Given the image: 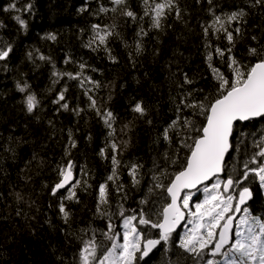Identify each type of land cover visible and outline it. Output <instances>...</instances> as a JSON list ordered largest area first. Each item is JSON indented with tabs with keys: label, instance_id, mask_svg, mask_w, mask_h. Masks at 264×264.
I'll return each instance as SVG.
<instances>
[{
	"label": "trees",
	"instance_id": "1",
	"mask_svg": "<svg viewBox=\"0 0 264 264\" xmlns=\"http://www.w3.org/2000/svg\"><path fill=\"white\" fill-rule=\"evenodd\" d=\"M175 2L181 9V19L176 18L174 11L168 12L162 19V28L155 29L151 26V14L144 15L143 0H127V7L136 13L135 20L122 15L125 5L116 6L111 0H0V47H12L9 57L0 61V264H77L82 240L89 239L92 229L97 230L98 240L103 239L100 230L106 229L108 217L97 212L98 186L112 172V140L119 145L117 182L125 185L127 199H122L123 193L117 194L115 185L109 182L110 203L103 207L105 212L117 213L118 204H123L126 214L141 207L139 201L151 181L154 161L167 167L169 173L179 170V164L169 166L163 159L165 151L176 158L178 144L174 139L169 147L161 133L176 118V105L187 92L193 94L189 100H201L205 95L216 93L217 82L206 62V42L210 41L213 46L214 66L229 78L231 74L226 63L227 53L224 60L214 53L216 46L229 47L223 32L210 33L207 38L204 35L203 26L212 22L207 0ZM11 4H15L16 9H10ZM28 4L32 5L31 10H27ZM253 4L254 0H213L212 5L215 13L222 17L241 8L246 11V22L226 25L230 31L236 27L242 29L233 52L244 63L255 62L247 55L249 47L264 45V5L253 7ZM101 5L109 11L100 13ZM113 7L117 9L115 12L111 11ZM17 15L25 20L26 26L19 24L15 19ZM93 24L115 25L113 31L117 35L110 37L107 43L115 62L103 45L94 44L95 51L85 47L93 36ZM141 29L147 35L138 36ZM50 35L56 39H49ZM252 36L257 40L253 41ZM138 40L143 45L140 54L136 53ZM40 55L49 59L40 60ZM69 57L72 62L65 64ZM80 63L87 66L84 74L99 82L98 88L86 87L93 89L89 95L96 99L102 112L113 113L114 137H109L110 129L96 111L89 108L88 96L77 80L65 76L53 83L57 80L53 71L75 73L80 70ZM184 73L193 83H184ZM18 83L21 86L27 83L29 88L22 93L17 88ZM65 88L67 111L53 103ZM29 93L39 100V106L32 113L25 104ZM136 102H142L146 108L144 116L132 111ZM77 107L84 109L79 116L71 111ZM191 112L184 109L182 115L190 116ZM191 118L197 124L203 123V117ZM68 129L72 130L76 141V147L69 149L76 165L74 175L87 182L77 186L73 199H64L67 190L55 196L51 193L60 179L57 165L68 159ZM262 130L264 120L238 124L235 136L255 132L258 137ZM172 135L175 137V133ZM102 148L107 158L100 155ZM251 151L249 137L239 152L229 153L226 158L229 166L222 179L232 172L233 165L237 169L234 174L238 175ZM187 154L188 149L179 151L181 163ZM133 163L142 165L138 187L132 186L128 175V166ZM163 182L167 184L168 179ZM245 183L254 191L250 210L264 218V196L260 194L258 178L250 176ZM16 193L23 197L19 202ZM203 198L204 192L200 189L193 194L190 206ZM61 202L69 213L67 223L59 211ZM112 222L122 230L118 215H113ZM146 231L153 238L158 232L150 228ZM179 252L173 247L165 254L160 247L140 264H170L178 260ZM180 264H192V261L189 258L181 260Z\"/></svg>",
	"mask_w": 264,
	"mask_h": 264
},
{
	"label": "snow or ice",
	"instance_id": "2",
	"mask_svg": "<svg viewBox=\"0 0 264 264\" xmlns=\"http://www.w3.org/2000/svg\"><path fill=\"white\" fill-rule=\"evenodd\" d=\"M200 3L201 0H196ZM116 6L125 5L122 15L136 19V13L127 7V0H111ZM208 11L212 16V22L203 26L204 35H216L223 32L229 47L222 49L219 46L214 48L216 56L224 60L227 53V68L230 75L226 76L218 67L214 66L213 50L211 42H206L205 48L206 62L212 73L213 79L217 82L215 95H205L201 100H189L192 92H187L176 105V118L164 127L161 135L163 140L169 145L173 144L174 139L178 144L176 158L169 155L168 151L163 153L166 165H180L179 170L169 173L167 167L153 162L151 181L143 198L139 201L141 207L131 209V214H126L123 204L117 205V213L103 211V207L109 205V182L115 185L117 194L123 193L122 199H127L124 192L125 185L118 183L117 168L120 161L117 159L119 145L115 140L110 143L112 151L111 163L112 172L107 176L104 183L98 186L97 212L102 216L108 217L105 230H100L103 239H97L96 229H92V235L87 240H82V247L78 252L77 264H140L145 258L150 257L154 250L163 247L167 254L173 247L179 249L178 260L170 261V264H180L181 260L191 259L192 264H264V218L254 215L248 204L254 199V191L245 182L249 181L250 176L258 178L260 194L264 196V130L257 137L253 133H240V137L235 136L237 125L256 120H264V45L249 47L247 55L255 59V62H242L234 55L236 37L242 35L241 27L229 30L226 25L233 22L237 24L246 22L244 17L247 15L244 9H238L231 13L217 15L212 7L213 0H207ZM144 15L151 14L152 27L162 28V19L168 12H175L177 19H181V9L175 0H162L156 2L143 0ZM264 5V0H254L253 7ZM32 5L26 6L31 10ZM16 9L15 4L9 6ZM9 9H4L8 11ZM84 9H81L83 11ZM117 9L113 7L112 12ZM100 13H107L109 9L101 5L98 9ZM143 17H141L142 19ZM19 24L26 26L25 20L19 15L15 17ZM93 36L89 39L85 47L93 48L104 46L105 51H109L107 43L110 37L117 35L113 31L115 25L101 26L93 24L91 26ZM235 33V35H234ZM138 36H145L147 32L143 29L137 33ZM49 39L55 40L54 35ZM217 39L219 36L217 35ZM256 41L257 37L252 36ZM143 50L142 43L136 42V53L140 54ZM12 51L11 45L0 47V61L9 57ZM31 59L32 54L29 53ZM110 55V51H109ZM131 55V54H130ZM110 58L115 62V57ZM40 60L49 59L43 55ZM71 58L65 59L64 63H71ZM85 63L79 64V71L60 72L53 71L52 75L59 79L67 76L70 80H77L79 86L83 88L84 94L88 96L89 108L94 109L96 114L101 117L105 126L110 129L109 137H114L116 130L113 127L115 119L109 110L103 112L97 106V101L89 92L93 89L86 87L92 85L98 88L99 82L84 74ZM184 83L191 84L187 73H184ZM17 88L24 93L29 88L27 83L22 86L18 83ZM67 88L57 94V99L53 103L67 111L69 104L66 102L65 92ZM200 91H203L202 89ZM26 109L32 113L38 106L39 100L36 95L29 93L25 100ZM184 109H191L190 116H183ZM77 116L84 109L79 107L71 109ZM132 111L140 116L146 114V108L142 102H136ZM191 116L203 117V123L197 124ZM151 123V121H148ZM127 128V125H125ZM123 131V129L121 130ZM175 133V137L172 135ZM68 149L66 163L57 165V173L60 179L51 188L53 196L60 190H67L68 195L64 199L76 197L75 189L77 186L86 184V181L76 179L74 175L75 163L70 158L71 148L76 147L73 132L68 129ZM251 138V154L244 160L243 168L238 175L235 165L232 172L226 179L220 177L228 168V157L232 151L239 152L245 140ZM190 141V143H189ZM235 141V143H234ZM127 142H125L126 144ZM188 149V154L179 160V151ZM248 155V153H245ZM100 155L107 158L105 149L100 150ZM142 165L133 163L128 166V175L131 178L133 187H138L141 183L140 168ZM81 172L87 175L83 169ZM164 179H168L165 184ZM213 181L211 186L203 188V200L190 206L193 200L192 189H198L199 185H206ZM187 190V191H186ZM234 190H237L234 192ZM166 194V195H165ZM17 201L23 197L16 193ZM151 205V207H148ZM59 211L63 214L67 223L69 213L65 209L63 202L59 205ZM240 214V215H238ZM113 215H118L122 221L123 231H119L117 225L112 222ZM183 225L182 235L177 233V229ZM190 225V227H189ZM158 230L155 238L146 229ZM84 231V230H82ZM177 233V239H174ZM122 240V242H120Z\"/></svg>",
	"mask_w": 264,
	"mask_h": 264
},
{
	"label": "water",
	"instance_id": "3",
	"mask_svg": "<svg viewBox=\"0 0 264 264\" xmlns=\"http://www.w3.org/2000/svg\"><path fill=\"white\" fill-rule=\"evenodd\" d=\"M242 124H246V123H242ZM227 158V157H226ZM223 177V175L220 177V178H222ZM213 181H209V182H207V184L206 185H199L198 186V189L200 190L201 188H203V187H205V186H207V185H210L211 183H212ZM65 190H60V191H58V193H61V192H64ZM187 191V190H186ZM192 191V193H194V192H197L198 190L197 189H192L191 190ZM239 215V214H238ZM183 227V225H181V227L180 228H178L177 229V233L180 231V229ZM174 234H176V233H174ZM156 250H154V252H155ZM152 254H150V256H151ZM149 258V257H148ZM147 258H145V260H146Z\"/></svg>",
	"mask_w": 264,
	"mask_h": 264
},
{
	"label": "rangeland",
	"instance_id": "4",
	"mask_svg": "<svg viewBox=\"0 0 264 264\" xmlns=\"http://www.w3.org/2000/svg\"><path fill=\"white\" fill-rule=\"evenodd\" d=\"M189 227H190V225H189ZM123 231V229L121 230V232ZM183 231H184V228L182 229V231H181V233H180V235H182L183 234ZM120 242H122V240L120 241ZM142 261H140V263H141Z\"/></svg>",
	"mask_w": 264,
	"mask_h": 264
},
{
	"label": "flooded vegetation",
	"instance_id": "5",
	"mask_svg": "<svg viewBox=\"0 0 264 264\" xmlns=\"http://www.w3.org/2000/svg\"><path fill=\"white\" fill-rule=\"evenodd\" d=\"M249 204H250V202H249ZM249 204H248V206H249ZM250 208V207H249Z\"/></svg>",
	"mask_w": 264,
	"mask_h": 264
}]
</instances>
